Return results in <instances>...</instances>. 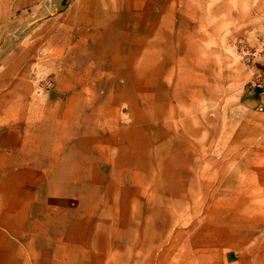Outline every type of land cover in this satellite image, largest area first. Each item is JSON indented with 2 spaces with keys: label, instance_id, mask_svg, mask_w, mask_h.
Wrapping results in <instances>:
<instances>
[{
  "label": "rangeland",
  "instance_id": "rangeland-1",
  "mask_svg": "<svg viewBox=\"0 0 264 264\" xmlns=\"http://www.w3.org/2000/svg\"><path fill=\"white\" fill-rule=\"evenodd\" d=\"M67 1L0 28V133L16 149L33 108L41 154L28 180L0 158L14 175L0 264H264V32L252 18H264V0H177L202 12L201 36L168 35V83L149 74L142 36L125 35L134 59L99 61L112 45L103 52L102 28L65 16ZM177 47L191 51L175 66ZM20 182L39 188L32 210Z\"/></svg>",
  "mask_w": 264,
  "mask_h": 264
},
{
  "label": "crops",
  "instance_id": "crops-1",
  "mask_svg": "<svg viewBox=\"0 0 264 264\" xmlns=\"http://www.w3.org/2000/svg\"><path fill=\"white\" fill-rule=\"evenodd\" d=\"M199 1L200 0H195L196 3ZM61 2L62 0H0V28L3 25V21L11 18L13 14L24 11H34L39 8L41 4H46L51 13V10L58 8ZM67 2H69V5L63 12H65V16L68 17L69 15L71 19L76 20L74 21L75 25L85 27L94 23L96 27L103 29L101 34L107 36L103 39L101 38L99 44H102V47H100V49L102 48L103 52L104 50H106L105 52L112 50V54L103 53L98 59L99 61L100 59H110L111 61H130V59H134V57H131L134 50L137 49V42L134 44L130 41V37H125V35L142 36L143 38L139 41V44L142 45L140 50L144 54L143 58L145 61L148 59L147 70L150 72L149 74L153 75L154 73V75H156L158 72L160 76H163V80H160L166 83L172 81L169 80V78L175 73L173 66L169 72L166 68L168 64L167 59L170 58L171 60L168 50L170 46H173L169 44L168 35H171L174 42L180 41V35H187L186 37L184 36L187 42L190 40L194 41V36H197V40H199V36H201L199 31L200 22L196 21L195 18L197 14L201 15L202 12L199 9H196L197 12L179 11L176 7L178 3L177 0H69ZM140 3L142 7L139 5ZM219 5L224 7L227 5V1H223ZM68 8L69 11H66ZM138 10L141 11L139 12ZM224 13L226 15L228 14V12ZM206 14L208 20L211 22L215 21L213 10L207 11ZM146 15L147 25L144 24ZM230 15L231 16L227 15L225 18H235V20H239L240 27H246L245 23L241 20V12L237 13L238 17L237 15L234 17L233 11L230 12ZM136 16H139V21L135 22L134 19ZM252 18L255 19L254 31L264 32V26L259 25V22L264 21V18L257 19L253 16ZM92 20H95V22H91ZM213 27L214 24H212L211 28L213 29ZM192 30L194 31L191 32ZM106 44L112 45V48L110 49L107 47V50L105 47ZM85 46L87 47L88 45L85 44ZM170 51L172 52V57L176 59V62L172 59L171 64L173 63L176 66L184 62V52L187 53L191 51V49H181L177 47ZM152 68H156V70L153 72ZM240 77H245V75L241 74ZM147 80L153 81V79L151 80L149 78H147ZM176 82H179V80ZM27 114H32L33 117L31 119L27 117V121L25 117H23L21 122L23 125V128H21L23 131L22 135L21 137H17L16 149H13L10 153L7 150V140L9 135L11 137L13 136V132L9 135H7L6 132L4 136L0 133L1 168L7 167L4 163L7 164L10 155V159L15 160L20 168V172H15V177L18 178L17 176L22 175L23 179L27 178L26 180L35 176L34 172L38 171V164L41 163V154L38 149V146H40L38 121L37 118L34 117L33 108H30V112L28 111ZM16 134L18 135V132ZM3 171L4 170H0V208L1 206L8 205V178L11 179L12 175L10 174V176H7ZM24 183L25 182H20V188L24 186ZM31 184L33 186L29 187L30 189L28 188L26 191L22 192L21 188L18 192L16 191L18 194H15L21 201L26 202L25 205L29 206L30 210H32L30 206H36L35 202L38 200L39 196V188L34 189V184ZM15 195L13 194V196ZM13 196L10 195V197ZM28 196L30 198L33 197V199L28 200ZM19 206H22V204ZM6 212L7 210L4 209L1 213L6 214ZM229 260L232 261L231 257H229ZM225 264H230L228 259Z\"/></svg>",
  "mask_w": 264,
  "mask_h": 264
},
{
  "label": "built area",
  "instance_id": "built-area-1",
  "mask_svg": "<svg viewBox=\"0 0 264 264\" xmlns=\"http://www.w3.org/2000/svg\"><path fill=\"white\" fill-rule=\"evenodd\" d=\"M254 54H255V53H253V54H252V53H250V54H245V56H244V61L247 62V63H249V62L251 61V63H252V60H253L252 57L254 56ZM261 77H262L261 75H260V76H256V80L259 81ZM259 109L262 110V107L259 106Z\"/></svg>",
  "mask_w": 264,
  "mask_h": 264
},
{
  "label": "bare ground",
  "instance_id": "bare-ground-1",
  "mask_svg": "<svg viewBox=\"0 0 264 264\" xmlns=\"http://www.w3.org/2000/svg\"><path fill=\"white\" fill-rule=\"evenodd\" d=\"M48 10V9H47ZM46 12H48V11H46ZM24 27V26H23ZM22 28V27H21ZM20 29V28H19ZM11 177H14V175L12 174L11 175ZM58 183V182H57ZM53 187H56V186H53ZM8 213H9V211H8ZM5 215H7V213L5 214ZM258 227V226H257ZM187 258V257H186ZM208 261V260H207ZM208 263H210V262H208Z\"/></svg>",
  "mask_w": 264,
  "mask_h": 264
}]
</instances>
